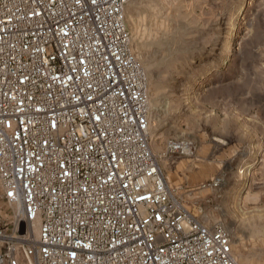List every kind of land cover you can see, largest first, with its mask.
Here are the masks:
<instances>
[{
  "label": "built area",
  "instance_id": "1",
  "mask_svg": "<svg viewBox=\"0 0 264 264\" xmlns=\"http://www.w3.org/2000/svg\"><path fill=\"white\" fill-rule=\"evenodd\" d=\"M128 1L0 0V264H238L152 150Z\"/></svg>",
  "mask_w": 264,
  "mask_h": 264
},
{
  "label": "rangeland",
  "instance_id": "2",
  "mask_svg": "<svg viewBox=\"0 0 264 264\" xmlns=\"http://www.w3.org/2000/svg\"><path fill=\"white\" fill-rule=\"evenodd\" d=\"M124 18L167 183L238 264H264V0H129Z\"/></svg>",
  "mask_w": 264,
  "mask_h": 264
},
{
  "label": "crops",
  "instance_id": "3",
  "mask_svg": "<svg viewBox=\"0 0 264 264\" xmlns=\"http://www.w3.org/2000/svg\"><path fill=\"white\" fill-rule=\"evenodd\" d=\"M0 190H1V188H0ZM0 210H4L3 207H0ZM0 250H1V245H0Z\"/></svg>",
  "mask_w": 264,
  "mask_h": 264
},
{
  "label": "bare ground",
  "instance_id": "4",
  "mask_svg": "<svg viewBox=\"0 0 264 264\" xmlns=\"http://www.w3.org/2000/svg\"><path fill=\"white\" fill-rule=\"evenodd\" d=\"M153 150V149H152ZM183 150H185V149H183ZM188 150H190V149H188ZM154 152V151H153Z\"/></svg>",
  "mask_w": 264,
  "mask_h": 264
}]
</instances>
